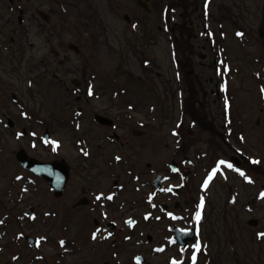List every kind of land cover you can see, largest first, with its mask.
Listing matches in <instances>:
<instances>
[{"label": "rangeland", "instance_id": "1", "mask_svg": "<svg viewBox=\"0 0 264 264\" xmlns=\"http://www.w3.org/2000/svg\"><path fill=\"white\" fill-rule=\"evenodd\" d=\"M240 29L245 35H237ZM219 38L228 55L224 90L235 119L233 137L223 132L221 103L212 93L220 72L212 42ZM144 60L152 64L145 67ZM0 68V264H56L61 252L63 264H138L140 254L149 264H170L171 230L154 222L150 214L155 210L140 205L142 195L126 185L129 180L133 187L142 184L122 172L116 173L122 175L124 190L114 207L125 202L137 207L132 215L139 219L147 211V219L134 229L120 222L117 230H109L110 238L94 245L88 241L93 217L87 209L74 210V204L93 181L79 184L76 137L69 129L83 106L114 119L120 115L116 122L126 126L155 125L141 143H134L145 142L147 155H133L131 161L136 171H148L149 188H143L148 194L154 169L173 161L194 163L186 166L193 168L178 202L193 198L200 211L205 209L210 243L203 253H209L211 264H253L256 255L264 258V245L257 246L264 236V0H0ZM95 92L103 96L91 98ZM10 118L19 125L10 128ZM240 120L245 143L237 136ZM29 121L42 139L47 128L62 124L54 142L64 143L73 166L68 194L60 200L43 181H34L37 209L30 220L23 219L27 210L17 207L15 198L20 173L15 153L28 146L31 136L16 138L19 128L31 127ZM177 139L187 142L178 147ZM238 150L246 168L249 156L262 159L252 166L255 186L245 185L242 173L229 164ZM205 181H211L208 187ZM53 202L56 211L50 208ZM242 204L248 209L243 211ZM49 212L55 216L48 217ZM253 219L259 222L256 227L249 225ZM26 235L42 238L41 245L30 247ZM60 238L69 243L68 251L57 249Z\"/></svg>", "mask_w": 264, "mask_h": 264}, {"label": "flooded vegetation", "instance_id": "2", "mask_svg": "<svg viewBox=\"0 0 264 264\" xmlns=\"http://www.w3.org/2000/svg\"><path fill=\"white\" fill-rule=\"evenodd\" d=\"M223 20V19H222ZM222 24L224 21H221ZM221 24L218 22V25ZM226 33L228 34L227 29L225 28ZM14 42V40L12 39ZM4 75V71L2 68H0V78H2ZM213 96H217L218 99H221V93L220 91L212 90ZM94 97H100L101 94L95 92L92 93ZM99 95V96H98ZM109 113V112H108ZM97 114H101L104 116H107L106 112L103 111H95L93 112V109L90 110L89 106H83L82 108H79L78 113L76 116H74V122L71 124L69 129L73 132H71L72 136H75L76 139L72 141L73 147L76 151V164L78 168V175L80 177L79 184H87L86 180H88V183L90 184L89 180H92L93 182L86 187L84 192L86 195L82 198H80L75 204H74V210H79L80 212L87 209V214L91 217H93V224H94V230L91 231L88 234V241L90 243L97 244L101 241H104L108 238H110V235H108V230H111L112 226H117V224L127 223V221L131 218L139 219L135 215H132L136 212L137 207L129 208L127 205H125V202L123 205H121L120 208L116 209L114 207L115 201L121 196L119 192H122L124 190V185L122 183V175L121 173L116 172H122L129 177L133 178L134 183L142 184L140 186L133 187L132 186V180L127 181L126 185L131 186L132 190H137V193L142 195V199L140 201V205L142 203H145L148 205L149 201H151L152 204H165L168 205L167 209L162 210L161 215L162 219L166 218V215H172L174 216L175 212L183 214V210L186 208V206L183 205H176L178 203V200L181 199L180 197L182 191L177 194L172 192V187L175 184H178L182 176L186 173V170L180 165L170 164L169 166L164 164L159 169H154V177L157 175H163V183H162V189L156 190L155 187H153V184L151 185V189L148 192H145L143 188H149L147 185L149 182H147L146 177H148V171L145 172H138L135 169V165L132 164V158L133 155L136 156V158L141 159V157L147 155V144L143 142V144H134L138 142H142L144 139V136L147 135V132L149 130H154V124H141L139 126H126L125 124L121 123H114L113 126H105L100 124L96 121L95 117ZM111 115V114H110ZM35 118V116H33ZM16 119L19 120L17 117ZM27 119V118H26ZM11 124L12 128H15L17 122L12 120ZM19 125V124H17ZM62 126V124H58L56 128L53 126H50L45 130L49 132L48 137L51 138V140H44L41 136L36 134L35 129L33 128V122L29 121L30 128L23 127L19 128L21 133L17 134V140L21 141L22 139L26 138L27 136H31V139L28 142V146L20 148L15 153L16 162L18 165V168L20 169V173L16 175L17 181H16V191H15V198H16V206L22 207L23 210H27V213L31 211L30 215L27 214V216H23V219H30L34 216L35 218V211L37 207L34 206V199H36V196L33 193V183L35 180H37L38 177L34 175V173L31 170H27L24 168L21 163L19 162L17 155L24 151L26 152L30 157L39 159L40 157L42 161L45 162H52L56 160H66V162L70 165L71 171H70V178L68 181V184L66 188L64 189V192L60 196H56L55 191L49 187V191L51 194H53L54 198L57 200H60L65 197V195L68 194V190L72 181V172H73V166L70 163L71 155L66 150L65 145L63 142H57L54 143V138L57 137L59 134L60 129L59 126ZM228 123L223 122V132H225V135L227 137H233L235 136L234 125L232 127L233 131L229 134L227 132ZM67 126V125H66ZM65 126V128H67ZM240 129L237 133V136L242 137L247 141V134L243 130V123L239 124ZM63 128V130L65 129ZM68 129V128H67ZM44 137V136H43ZM53 138V139H52ZM135 139V140H134ZM240 139V138H239ZM64 141V140H63ZM179 145L180 141L177 142ZM127 149L129 151H124ZM37 151H41L42 154H45L44 157L38 156L35 154ZM87 153V155H85ZM237 153L241 155V152L238 150ZM180 152H177V157L179 158ZM237 155L236 157L239 158V162L244 168L245 160L244 157L241 155ZM103 163V164H101ZM151 169L150 164L147 165ZM171 167L177 168L178 170L173 173L171 171ZM193 167H190L192 169ZM250 168V167H249ZM188 170L189 173L191 170ZM250 172V170L248 171ZM39 180L43 181L41 178H38ZM107 179V182H102L101 180ZM103 183V185H102ZM112 183V184H110ZM150 196V199L148 197ZM195 196V195H194ZM108 197H111V199H108ZM176 200V201H174ZM172 204L174 206H172ZM187 204L188 207V214L190 216L195 217L196 210H197V203L196 199H191L189 203ZM139 205V204H137ZM179 207V209L176 208ZM127 207V210L125 209ZM51 210L56 211V202H53L50 204ZM52 212V211H51ZM179 214V217H181ZM29 215V216H28ZM55 216L53 213L49 212L48 217ZM141 220V218L139 219ZM24 221V220H23ZM34 221V220H31ZM197 230V237L196 240L200 242V248L197 250L193 244H190L188 249L185 251H174V259L175 264H201V259L204 258L203 251H201L202 246L205 247V245L209 244L210 237L209 234L205 231V229L199 224L196 226H192ZM95 235V239L93 236ZM42 239V238H40ZM264 236H261L258 239L257 246L264 245ZM48 242V240H47ZM50 245H53V240L50 241ZM63 242V243H61ZM57 249L61 248L65 251H68V242L65 238H60L57 241H55ZM195 256V261H193V257ZM59 258H56L55 263L56 264H63L62 259L66 258L65 252H61V257L57 256ZM255 260H253L251 263L253 264H264V258L259 257L258 255L255 256ZM261 258V259H260ZM107 264V263H105Z\"/></svg>", "mask_w": 264, "mask_h": 264}, {"label": "water", "instance_id": "3", "mask_svg": "<svg viewBox=\"0 0 264 264\" xmlns=\"http://www.w3.org/2000/svg\"><path fill=\"white\" fill-rule=\"evenodd\" d=\"M145 9L147 6L144 5ZM71 48L76 49L77 47L71 46ZM76 85H80L79 82H76ZM97 120L102 123L111 124V121L108 118L97 115ZM22 163L25 161V166L36 171L37 175L43 176L51 186L56 190L57 195H60L62 190L65 188L69 176H70V167L65 162H53L51 164H44L32 159L22 158ZM181 240V238L179 237ZM34 244L35 241L32 240Z\"/></svg>", "mask_w": 264, "mask_h": 264}, {"label": "snow or ice", "instance_id": "4", "mask_svg": "<svg viewBox=\"0 0 264 264\" xmlns=\"http://www.w3.org/2000/svg\"><path fill=\"white\" fill-rule=\"evenodd\" d=\"M237 35H242L241 33H237ZM91 94V91L90 93ZM85 155H87V153H85ZM211 179V177L209 178ZM207 183L208 181H205V187H207ZM262 196H264V193H262ZM108 199H111V197H108ZM201 207H203V198L201 199ZM196 220L199 221L200 220V213L198 212L197 215H196ZM261 235H264V234H261ZM93 238L95 239V235L93 236ZM39 243V242H37ZM63 243V242H61ZM199 249V245H197V250ZM193 261H195V256L193 257Z\"/></svg>", "mask_w": 264, "mask_h": 264}]
</instances>
